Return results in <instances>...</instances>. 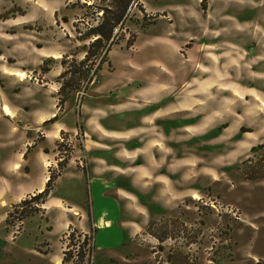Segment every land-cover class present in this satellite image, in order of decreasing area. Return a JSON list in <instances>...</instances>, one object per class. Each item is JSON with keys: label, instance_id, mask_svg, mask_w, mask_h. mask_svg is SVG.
Segmentation results:
<instances>
[{"label": "rangeland", "instance_id": "obj_1", "mask_svg": "<svg viewBox=\"0 0 264 264\" xmlns=\"http://www.w3.org/2000/svg\"><path fill=\"white\" fill-rule=\"evenodd\" d=\"M93 1L58 12L61 72L84 57ZM115 33L95 75L88 62L47 91L45 65L34 83L0 79V139L16 143L0 150L2 232L21 231L10 247L58 264H264V176L249 178L264 171V0H137ZM26 97L55 120L33 119ZM98 199L123 235L102 237Z\"/></svg>", "mask_w": 264, "mask_h": 264}, {"label": "crops", "instance_id": "obj_2", "mask_svg": "<svg viewBox=\"0 0 264 264\" xmlns=\"http://www.w3.org/2000/svg\"><path fill=\"white\" fill-rule=\"evenodd\" d=\"M14 6L16 10L13 15L0 18V79L6 78L7 81L14 82L11 81L12 75L6 74V72L24 73L25 78H28L29 82L31 77L28 73L36 70L39 71L41 69L40 65H45L46 69L42 70V78L45 80L40 82L42 88L47 91L46 88H52L55 82L58 83V76L62 70L61 59L64 57V42L67 35L64 31H59L61 20L58 12L65 7L64 0H0V13ZM19 82L22 88H31L32 86L21 83L23 81ZM30 83H34V81H30ZM26 99H32L30 104L33 106L30 114L33 119H40L41 122H44L48 121L50 117L53 118L54 113L51 109L41 107V102L39 104L40 108H38L36 106L37 101L32 97H26ZM118 100L120 101V99ZM119 101L111 106L123 110L122 107L125 103L133 102L130 99H125L124 102ZM4 106L10 112L11 107L4 102H0V112H2L1 110L4 109ZM1 117L5 119L6 114L1 115ZM105 129L118 133L126 132V130L115 131ZM7 144L9 145H5V142L0 139V150L4 151L8 149L11 151L15 149V138L12 140L9 138ZM94 190L98 193L96 186ZM98 204L100 209L96 210V215L98 214L100 216L98 220L102 221L100 229L102 237L106 239L108 236L111 237V235H123L124 230H118L117 227L113 228L116 226V223L111 218L110 206L102 209L104 212L100 215L102 207L100 202ZM2 206L0 205V212L3 210ZM140 206L144 207L142 204ZM141 217L144 219L143 216ZM132 221L135 220H131L130 222ZM2 228L3 225L0 224V264H43L44 259L46 260V264H58L59 261L50 263L49 253L34 249L30 243L21 244L20 249L16 246L11 248L10 245L13 246L15 240L19 238L21 231L19 229L17 234L13 236L14 239L9 241L5 236V232H2L4 231ZM129 230H132V228H129ZM98 239L100 238L98 237ZM120 243L121 245L123 244L122 242ZM21 256L25 258H19ZM123 258L118 259V262L120 261L123 264L142 263L140 257L134 259L125 258L124 256Z\"/></svg>", "mask_w": 264, "mask_h": 264}, {"label": "trees", "instance_id": "obj_3", "mask_svg": "<svg viewBox=\"0 0 264 264\" xmlns=\"http://www.w3.org/2000/svg\"><path fill=\"white\" fill-rule=\"evenodd\" d=\"M205 2V0H202ZM137 3V0H94L88 6L92 9V17L96 22L93 25H90L87 30L81 34V40H89L88 44H84V57L78 63L72 61V65L69 68H65L61 74L58 76V79H63L66 75L74 76L76 73H79L80 78L84 77V72L81 71V67L86 66L88 62H90L91 66H94L93 75H95L96 71L100 68V64L106 61L107 52L114 40L116 35V29H122L123 24L128 16L129 8ZM204 6V4H202ZM76 26V24H74ZM78 33H80L78 31ZM66 58L63 57L61 59V65L66 63ZM97 63V64H96ZM96 64V66H95ZM76 65L79 66L76 67ZM92 78H90L89 82ZM67 84L62 81L60 83L58 94L60 96L64 95V98L67 96L65 94V87ZM77 87V91H79ZM56 116L49 119L48 121L55 120ZM46 121V122H48ZM264 176V171L259 172L251 171L249 178H259ZM50 181L51 178L45 183V188L36 193L31 198H37L39 196H44L45 199L48 196L50 190ZM43 199V200H44ZM44 202V201H42ZM85 241L88 242V236ZM156 238L159 241H163L168 238V235L164 233L163 235H157ZM80 253V261L83 262L84 255ZM66 257L63 258L60 264H64L66 262ZM171 264H187L186 258L180 256V258L174 260H170Z\"/></svg>", "mask_w": 264, "mask_h": 264}, {"label": "bare ground", "instance_id": "obj_4", "mask_svg": "<svg viewBox=\"0 0 264 264\" xmlns=\"http://www.w3.org/2000/svg\"><path fill=\"white\" fill-rule=\"evenodd\" d=\"M8 115H9V113H8Z\"/></svg>", "mask_w": 264, "mask_h": 264}]
</instances>
